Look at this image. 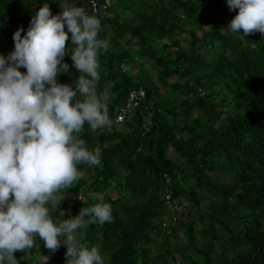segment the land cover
<instances>
[{
	"label": "trees",
	"instance_id": "trees-1",
	"mask_svg": "<svg viewBox=\"0 0 264 264\" xmlns=\"http://www.w3.org/2000/svg\"><path fill=\"white\" fill-rule=\"evenodd\" d=\"M96 1L107 7L106 17L97 13L98 38L109 43L99 54L97 91L111 85L110 120L132 89L142 88L145 99L112 134L85 124L79 136L90 150L99 145L101 163L77 166L87 175L64 192L53 217L76 216L95 203L89 193L103 192L111 222L78 232L82 244L99 247L104 264H264V34L231 32L238 9L227 0ZM44 3L53 15L59 4L93 15L89 0H0V40L11 34L0 55L14 51V32L23 27L25 35ZM213 16H226V26H214ZM63 62L69 70L57 80L74 87L80 73L70 52ZM222 176L232 185L218 184ZM164 193L184 206L179 246L151 235ZM36 245L14 254L18 264H41L43 256L66 264L65 246L51 253L43 240Z\"/></svg>",
	"mask_w": 264,
	"mask_h": 264
},
{
	"label": "clouds",
	"instance_id": "clouds-1",
	"mask_svg": "<svg viewBox=\"0 0 264 264\" xmlns=\"http://www.w3.org/2000/svg\"><path fill=\"white\" fill-rule=\"evenodd\" d=\"M227 3L230 10L238 9L227 26L231 32L242 30L243 36L264 34V0ZM59 7L61 11L53 15L49 4L44 3L32 17L25 35H21L23 27L14 32V51L7 57L0 55V264H18L14 254L36 247L37 238L44 241L51 253L65 246L66 264H104L99 247L82 244L78 230L94 223L111 222L112 209L105 202V193H89L95 203L82 207L76 216L60 220L52 213L65 199L64 192L85 177L86 173L77 166L101 163L99 145L90 150L79 136L85 124L94 133L107 128L112 134L120 130L118 126L124 125L145 99L142 88L132 89L110 120L111 85L97 91L99 54L109 47L107 40L98 38L101 21L82 7ZM69 33L71 48L66 46ZM185 45L178 49L183 50ZM204 49L210 51L211 47ZM69 52L80 73L74 87L57 80L59 73L69 70L63 62ZM21 67L26 72H21ZM120 69L125 72L128 67L122 64ZM133 91H142L144 96L125 112L123 122L117 123V115L126 108ZM222 177L228 183H220L219 178L218 184L232 185V178ZM79 199L82 201L80 196ZM162 199L163 215L150 220L151 235H165L173 245H182V240L174 243V236L181 230L183 201L180 198L178 205L177 199L171 200L170 193H164ZM206 204L207 201L203 207ZM164 206L170 209L168 214L164 213ZM160 241L157 239V244ZM48 260V256H43L41 264Z\"/></svg>",
	"mask_w": 264,
	"mask_h": 264
},
{
	"label": "rangeland",
	"instance_id": "rangeland-1",
	"mask_svg": "<svg viewBox=\"0 0 264 264\" xmlns=\"http://www.w3.org/2000/svg\"><path fill=\"white\" fill-rule=\"evenodd\" d=\"M211 21H212V23H214V26H218V27H222V26H224L225 24H226V22H227V18L226 17H223L221 20H219L216 16H213L212 18H211ZM205 28H207V27H205ZM199 36L201 35V33L200 32H198L197 33ZM11 39V34H10V32H7L6 34H5V36L2 38V40H0V50L2 51V52H5L6 50H7V46H6V44L8 43V41ZM212 49V48H211ZM214 51V50H213ZM214 54H215V51H214ZM133 74H135V72L133 73ZM123 127H124V125H119L118 126V128L121 130V129H123ZM168 156L169 157H173L172 156V154L171 153H169L168 152ZM176 163L178 162V159H175L174 160ZM86 173V175H87V171L85 172ZM220 183H228V179H226L225 177H220V179L218 180ZM162 207H163V205H162ZM170 211V209H168L166 206H164V213L165 214H168V212ZM79 212H80V210L78 209L77 211H75V213H76V215H78L79 214ZM183 233L181 232V230H179V232L174 236V243H180L181 242V240L183 239V235H182ZM173 245V244H172ZM174 257H175V259L176 260H180V258H179V256L178 255H174Z\"/></svg>",
	"mask_w": 264,
	"mask_h": 264
},
{
	"label": "built area",
	"instance_id": "built-area-1",
	"mask_svg": "<svg viewBox=\"0 0 264 264\" xmlns=\"http://www.w3.org/2000/svg\"><path fill=\"white\" fill-rule=\"evenodd\" d=\"M89 5L90 8L93 11V14L97 15V13L99 12L101 14L102 17H106L107 16V7L106 4L102 3L99 4L96 0H89ZM144 96V93L142 91H133L129 97H128V102H127V106L125 109H122L121 112L117 115L116 118V122H123L124 120V116H125V112L126 111H130L133 107H135L137 105V101L142 98Z\"/></svg>",
	"mask_w": 264,
	"mask_h": 264
}]
</instances>
